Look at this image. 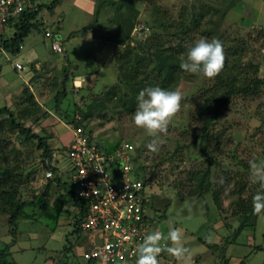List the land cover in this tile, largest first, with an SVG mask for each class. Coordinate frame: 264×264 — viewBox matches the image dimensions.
<instances>
[{"label": "rangeland", "instance_id": "obj_1", "mask_svg": "<svg viewBox=\"0 0 264 264\" xmlns=\"http://www.w3.org/2000/svg\"><path fill=\"white\" fill-rule=\"evenodd\" d=\"M37 1L43 5L38 14L39 28L28 34L21 51L10 53L0 44V106L20 113L25 89L32 92V98L50 115L39 122L30 118L25 121L26 126L42 134L53 133L51 142L60 149L68 147L74 126L65 117L77 115L75 104L87 110L96 96L101 97L117 82L116 59L125 47L146 53L151 45L156 53L177 47L179 42L188 47L201 36L219 37L229 64L236 57V64L247 66L253 62L258 65L257 74H264V0H235L234 5L232 0H137V22L123 43L114 36L116 26L111 23L115 8L104 0H57L53 8L45 6L53 0ZM46 29L57 31L60 39L77 33L64 42V52L56 53L51 48L52 38L44 36ZM13 31L8 28L6 33L11 35ZM17 61L23 64L22 70L15 68ZM64 68L71 71L68 91L76 87L78 93H69L58 108H51L60 88L53 81H60ZM86 73L96 76L84 84L82 74ZM212 82L213 77L182 70L164 87L179 90L182 100L167 130L159 134L163 142L157 152L147 148L154 137L131 120L136 107L128 111L112 105L95 106L83 121L86 130L102 145L131 144L137 163L146 165L145 171H157L147 190L155 195L157 213L165 216L160 219L150 211L158 220L152 230L164 234L161 245L170 244L166 237L169 223H173L182 230L189 250L184 259L164 251L159 255V264H264V216H252L237 231L240 202L249 201L261 190L250 179L248 162L252 158L264 160V86L259 95L231 99L214 122L208 142L201 143L199 111L205 105L206 94L217 91L211 87ZM5 118L1 111L0 123ZM7 135L19 144L16 132L9 130ZM176 147L178 151H174ZM29 150V158L23 162L21 196L35 199L45 190L46 169L38 152ZM210 156L217 161L212 167L213 188L201 195L192 193L196 188L192 177L195 171L207 168ZM66 162L64 159L61 166ZM68 179L67 175L62 177L63 181ZM60 192L53 185L44 204L36 202L27 207L16 228L8 225L6 214H0V248L14 242L10 252L15 264H84L83 249L73 232V215L79 210L67 196L61 203ZM11 231L16 233L15 238Z\"/></svg>", "mask_w": 264, "mask_h": 264}, {"label": "trees", "instance_id": "obj_2", "mask_svg": "<svg viewBox=\"0 0 264 264\" xmlns=\"http://www.w3.org/2000/svg\"><path fill=\"white\" fill-rule=\"evenodd\" d=\"M56 1L57 0H53L52 3L45 6L53 8ZM104 1L115 8V17L111 19V23L116 26L114 36L118 37V41L123 43V41H126V39H129L131 36L132 28L137 22L136 20L139 13L136 5L137 0ZM32 2L33 6L31 8H27L22 13L18 14L10 21L5 29L0 31V44L4 51L13 54L19 53L28 34L33 29L39 28L38 14L43 5L38 3L37 0H32ZM234 3L235 0H232V5H234ZM8 28L14 29L11 35L6 33ZM76 33L77 32H71L66 39L59 40L63 46V52L65 47L64 42L75 36ZM52 34V39H56L58 32H52ZM152 48L153 47L150 45L145 53L141 50H137L135 47L133 49L125 47L119 57H117L118 59H116L118 66L117 82L108 87L103 92L102 96L100 95L101 97L96 96L95 102L87 105V110L75 104L74 106L76 107L74 108L77 115L65 117L74 126H81L90 140L96 142L98 147L105 151L115 150L121 145V142L111 146H104L90 131L86 130L83 121L88 119L92 109L95 106L106 108V105H112L113 108L122 107L130 111L136 107V97L140 90L154 85H159L164 88L171 83L179 71H182L180 68V61L182 54L187 49L185 44L179 42L177 47L163 50L165 53H163L161 49L154 53L152 52ZM226 54L227 52L224 51L223 68L213 77V82L211 83V87L217 88V91L206 94L205 105L199 111L202 119V127L198 138L201 143L208 142L209 133L214 122L218 120L224 109L229 105L231 99L237 96L248 97L259 95L264 86V74L262 76L257 74V64L253 62L248 63L247 66L236 64L238 61L236 57L233 58V63L229 64ZM152 56L154 57L153 63ZM70 72L68 69L64 68L60 81H53V84L55 86L58 85L60 88L55 92V103L51 108H58L59 103H61L62 99L69 93H78L76 87L71 88L70 91L67 89ZM81 98L85 99L86 97L81 96ZM20 100L24 104L20 108V113L8 106H0V112L2 111L4 115H6L5 121L0 123V214H6L8 225L12 228H16L18 220L25 214V209L36 202L44 204L46 201V194L54 185L62 191L59 195V201L62 203L65 196H67L69 203L74 204L79 210V213L73 215V223L75 224L73 232L78 234V232L82 230L80 224L84 202L77 196L71 181L70 170H68L67 166H61V163L67 158L64 152L66 149L57 148L52 144L51 140L54 136L53 133L45 132L42 134L35 131L31 126H26L25 121L30 118L34 117V122H39L42 121V119H47L50 115L48 110L43 109L40 103L32 98V92L25 89V93ZM95 103L98 104L95 105ZM5 122L8 124V127H5ZM9 130L16 132V137L18 139L20 138L19 144L13 142L10 135H7ZM42 130L44 129L42 128ZM20 146H23V148ZM29 148H34L38 152L36 155L40 158L43 168L52 170L54 174L52 177L46 178L45 190L41 194L35 195V199H24L21 196V185L24 176L23 162L29 158ZM178 149L179 147H176L174 151H178ZM203 150L207 151L205 148H203ZM23 151L25 152L23 153ZM131 155L133 158L134 172L142 180L145 189L150 188L151 181L156 177L157 171L155 168L145 171L146 165L137 163L133 152ZM216 163L217 161L210 156L207 168H205L203 172L196 173L195 171L192 178L196 181V188L195 191L191 190L192 193H196L197 191V193L201 195L203 193H208L213 188L211 174L212 167ZM155 167L158 168V164H155ZM64 175L69 176L70 179L63 181L62 177ZM257 185L260 188L259 184ZM212 193H215V190H212ZM147 195L148 200L145 204L150 211L155 213L158 218L162 219L165 214L157 213L159 208L155 206L154 193L147 190ZM216 196L217 195H215V197ZM240 203L242 205L240 204L239 206L242 208L240 207V223L237 231H240L252 216H257L252 210V199ZM164 204L166 203H163V205ZM42 208L44 207L42 206ZM11 233H13V238H15L16 233L14 231H11ZM13 243H5L3 247L0 248V264H15L14 260L11 258L12 252H10V246L13 245ZM163 252L164 251L160 254H163Z\"/></svg>", "mask_w": 264, "mask_h": 264}, {"label": "built area", "instance_id": "obj_3", "mask_svg": "<svg viewBox=\"0 0 264 264\" xmlns=\"http://www.w3.org/2000/svg\"><path fill=\"white\" fill-rule=\"evenodd\" d=\"M32 6V0H0V31ZM45 36L53 38L48 29ZM59 40L56 37L51 43L56 53L63 52ZM14 66L17 70L24 68L19 61ZM71 130L72 136L64 152L71 181L77 196L84 202L80 225L89 242L82 251L84 264L133 261L136 246L157 222L155 214H151L145 204L147 189L134 172L133 147L121 143L115 150L105 151L90 140L81 126H72ZM52 176V170L47 169L46 178Z\"/></svg>", "mask_w": 264, "mask_h": 264}, {"label": "clouds", "instance_id": "obj_4", "mask_svg": "<svg viewBox=\"0 0 264 264\" xmlns=\"http://www.w3.org/2000/svg\"><path fill=\"white\" fill-rule=\"evenodd\" d=\"M224 65V51L222 42L217 38L199 37L193 40L181 56L180 68L187 73L203 74L212 78L216 76ZM182 94L179 90L163 88L159 85L145 87L136 97V108L131 114L133 124L144 129L154 139L147 145L152 152L159 150L162 139L160 133L167 130L172 116L181 106ZM249 175L253 183L260 186L252 197V210L259 216H264V160L252 158L249 160ZM167 240L170 244L161 245L164 234L159 230L147 232L142 242L136 246L135 264H159L162 251L184 259L188 254L185 247L182 230L173 223H169Z\"/></svg>", "mask_w": 264, "mask_h": 264}, {"label": "crops", "instance_id": "obj_5", "mask_svg": "<svg viewBox=\"0 0 264 264\" xmlns=\"http://www.w3.org/2000/svg\"><path fill=\"white\" fill-rule=\"evenodd\" d=\"M93 76H96L95 74H92V73H86V74H82V77H83V80H84V84H86V80L89 79L88 82H90V77L92 78ZM87 77V78H86ZM88 86V85H87ZM57 147V146H56ZM66 166V165H65ZM81 232H85L83 230H81ZM77 238H78V242L80 243V246L82 249H84L86 246H88V238H87V233L85 232L84 235H81V234H77L76 235ZM83 251V250H82ZM136 260V259H135ZM135 260L133 261H128L129 263L131 262H134ZM128 262L124 263V264H127Z\"/></svg>", "mask_w": 264, "mask_h": 264}, {"label": "water", "instance_id": "obj_6", "mask_svg": "<svg viewBox=\"0 0 264 264\" xmlns=\"http://www.w3.org/2000/svg\"><path fill=\"white\" fill-rule=\"evenodd\" d=\"M57 38H59V39H60V36L58 35V36H57ZM80 77H81V76H76V78H80ZM77 82H78V81H77Z\"/></svg>", "mask_w": 264, "mask_h": 264}]
</instances>
